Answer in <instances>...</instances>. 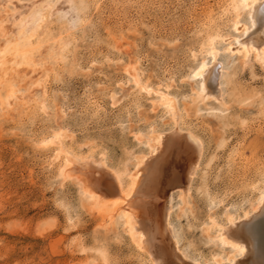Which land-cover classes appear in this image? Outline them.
Instances as JSON below:
<instances>
[{"label":"rangeland","instance_id":"rangeland-1","mask_svg":"<svg viewBox=\"0 0 264 264\" xmlns=\"http://www.w3.org/2000/svg\"><path fill=\"white\" fill-rule=\"evenodd\" d=\"M235 1L0 0V264H150L121 212L90 210L61 177L52 141L59 132L70 152L101 158L127 188L151 133L173 126L155 90L204 145L188 204L174 195L180 248L203 264L226 258L211 218L243 215L264 190V70L234 50L240 26L253 29ZM215 37L220 95L199 101L193 72Z\"/></svg>","mask_w":264,"mask_h":264},{"label":"bare ground","instance_id":"bare-ground-1","mask_svg":"<svg viewBox=\"0 0 264 264\" xmlns=\"http://www.w3.org/2000/svg\"><path fill=\"white\" fill-rule=\"evenodd\" d=\"M240 1L250 7L253 29L240 26L246 36L238 41L234 50L243 54L244 64L253 53V58L264 70V0ZM237 3L231 0V7L236 11ZM1 28L3 23H0ZM215 39L211 38L209 42L210 63L200 62L193 72L201 78L196 90L199 101L220 95L223 67ZM130 73L135 78L133 69ZM144 89L147 93L152 91L149 87ZM13 92L10 87L8 94L13 96ZM155 93L159 94L156 104L167 109L173 126L169 131L151 133L146 142L149 151L136 155L134 168L128 173L130 183L127 188L123 185L122 174L108 167L101 158L70 152L63 147L59 132L53 141L50 140L56 145L57 159H61V177L79 184L84 196L89 197L90 210L107 211L110 219L121 212L131 241L150 264H203L180 248L171 217L176 193L183 206L188 204L191 184L203 159L204 145L200 137L179 126L182 114L175 97L161 90H155ZM225 218V223L211 218L210 226L205 230L208 233L209 228H214L216 232L210 239L229 250L226 258L215 255V264H264V190L251 210H244L243 215L238 216L227 210Z\"/></svg>","mask_w":264,"mask_h":264}]
</instances>
